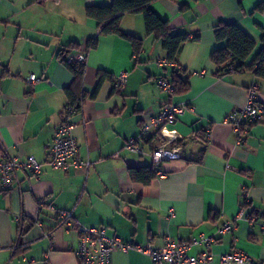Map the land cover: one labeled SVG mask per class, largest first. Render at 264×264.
I'll use <instances>...</instances> for the list:
<instances>
[{
    "label": "crops",
    "instance_id": "1",
    "mask_svg": "<svg viewBox=\"0 0 264 264\" xmlns=\"http://www.w3.org/2000/svg\"><path fill=\"white\" fill-rule=\"evenodd\" d=\"M110 0H0V149L23 160L41 163L35 176L16 170L12 187L0 180V264H81L74 254L78 227H104L106 234L128 244L161 246L167 239L190 241L200 234L209 245L196 244L190 254L208 250L212 260L233 250L251 264H264V114L247 126L241 141L224 118L245 105L248 90L258 86L264 104V80L250 71L215 74L210 61L223 45L213 36L218 22L236 23L261 46L264 0H155L150 9L167 20L185 41L171 62L159 40L145 32L141 13L123 15V32L142 39L135 57L130 42L114 34H98L85 7ZM260 7V8H259ZM97 36L94 48L87 41ZM70 43L85 52L80 91L85 93L75 113L73 136L77 154L88 167L56 169L47 165V148L67 103L65 88L73 73L61 61ZM252 56L249 58V60ZM172 70L188 80L189 89L169 97L156 83ZM99 71L112 77L127 72L123 88L112 80L91 94ZM40 80L33 84L26 77ZM79 93V90H76ZM185 110L168 128L179 135L181 157L161 163L163 175L146 184L133 181L131 169L155 170L151 150L156 129L139 155L125 148L142 123L167 103ZM60 211L71 217L61 220ZM232 222L231 232L217 229ZM108 264H151L135 249L115 250Z\"/></svg>",
    "mask_w": 264,
    "mask_h": 264
},
{
    "label": "built area",
    "instance_id": "2",
    "mask_svg": "<svg viewBox=\"0 0 264 264\" xmlns=\"http://www.w3.org/2000/svg\"><path fill=\"white\" fill-rule=\"evenodd\" d=\"M68 63L74 62L76 66L85 63V52L78 51L74 55L67 57ZM114 85L123 88L127 81V72L120 71L114 75ZM40 80L34 74L26 77V82L33 84ZM157 85L169 96L173 95L172 82L163 77L156 79ZM185 110L184 104L169 102L165 104L156 115H150L142 123L138 134L129 138L125 143V148L136 154H143V142L152 135V129H156L159 138L156 146L151 150L156 175H163L160 168L165 160H174L181 157V145L178 141L179 135L175 129L168 128L176 120L177 116ZM76 110L71 105L65 106L62 112L61 122L55 128L52 139L47 148L46 163L56 169H70L88 167V161L78 156L77 141L73 136L75 125L73 116ZM264 114V104L258 100V86L253 85L248 90L247 101L241 108L235 109L225 115V122L230 124L237 132L238 140L241 141L247 126L261 119ZM26 169L37 176L41 171V163L33 156H27L23 160L9 157L4 150L0 149V180L3 190L12 187V179L16 170ZM58 217L61 220H68L71 217L69 211H60ZM234 224L230 221L218 227V234L224 235L233 230ZM79 242L73 250L75 256L81 264H108L110 255L115 250L128 251L135 249L147 254L151 264H204L212 260V253L208 250L197 254H190L189 248L192 245H209L210 239L202 234L190 241H180L167 239L161 246L154 247L151 244L139 245L123 242L117 236L106 234L104 227L84 228L78 227ZM222 263L251 264V259L242 251L233 250L220 256Z\"/></svg>",
    "mask_w": 264,
    "mask_h": 264
},
{
    "label": "trees",
    "instance_id": "3",
    "mask_svg": "<svg viewBox=\"0 0 264 264\" xmlns=\"http://www.w3.org/2000/svg\"><path fill=\"white\" fill-rule=\"evenodd\" d=\"M152 1L155 0H110L107 4L86 6L85 15L95 20L99 35L114 34L127 39L131 44L132 54L136 57L142 48V39L123 32L120 22L125 14L141 13L145 32L160 41L167 60L173 62L181 45L189 37L185 33L173 32L169 22L157 16L150 9L149 4ZM213 36L217 43H223V45L214 48L210 54V61L216 66L215 74L217 76L246 70L252 72L257 79L264 80V30L261 34V46L256 52V41L236 23L218 22L213 27ZM96 44L97 36L90 38L85 50L94 48ZM76 48H79L77 43H70L60 50L59 56L73 73L71 84L64 90L67 97L65 106L71 105L78 112L85 98V93L80 91L84 64L76 66L73 61L70 63L66 61L70 56L69 52ZM251 56L252 58L249 60ZM169 76L174 87L173 94H182L188 91V80L183 78L179 72L172 70ZM109 79L114 81L107 72L99 71L91 96L95 97L103 81ZM76 90H79V93ZM129 173L133 181L144 184L155 176V170L149 168L131 169Z\"/></svg>",
    "mask_w": 264,
    "mask_h": 264
}]
</instances>
